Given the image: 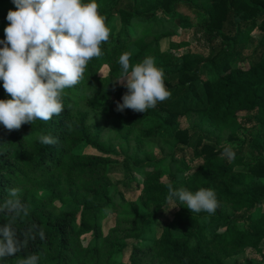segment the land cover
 I'll return each instance as SVG.
<instances>
[{
	"label": "trees",
	"instance_id": "obj_1",
	"mask_svg": "<svg viewBox=\"0 0 264 264\" xmlns=\"http://www.w3.org/2000/svg\"><path fill=\"white\" fill-rule=\"evenodd\" d=\"M95 2L113 28L103 55L64 90L62 113L11 132L0 123V203L20 188L29 215L14 227L30 233L0 264L29 253L39 264H264V182L255 181L264 180V0ZM179 5L202 18L177 36ZM9 9L0 0V40ZM190 45L198 51L176 54ZM130 46L131 63L152 56L167 69L171 97L145 113L116 111L126 92L118 59ZM41 132L58 143L41 145ZM169 183L214 189L215 214L170 208Z\"/></svg>",
	"mask_w": 264,
	"mask_h": 264
},
{
	"label": "clouds",
	"instance_id": "obj_2",
	"mask_svg": "<svg viewBox=\"0 0 264 264\" xmlns=\"http://www.w3.org/2000/svg\"><path fill=\"white\" fill-rule=\"evenodd\" d=\"M16 10L9 9L10 21L0 40V81L11 99L0 100V123L9 132L36 120L49 123L64 110V90L77 85L92 58L103 55L102 42L109 40L106 17L98 13L95 0H11ZM10 45V47H9ZM132 52H122L118 59L119 78L115 81L126 89L116 111L125 109L145 113L158 103L170 99L162 68L155 58L146 56L131 63ZM41 145L58 143L51 134L37 137ZM228 156L234 154L225 149ZM167 199L173 207L182 205L191 213L214 215L219 207L215 190L200 187L191 191L167 185ZM0 203V213L9 219L0 224V261L17 256L26 247L30 233L17 234L14 222L29 215V206L21 199V189L13 187ZM37 234L44 239L42 231ZM31 238H35L34 235ZM40 255L29 253L17 264H39Z\"/></svg>",
	"mask_w": 264,
	"mask_h": 264
},
{
	"label": "rangeland",
	"instance_id": "obj_3",
	"mask_svg": "<svg viewBox=\"0 0 264 264\" xmlns=\"http://www.w3.org/2000/svg\"><path fill=\"white\" fill-rule=\"evenodd\" d=\"M174 14H175L174 15V19H175V22H176L175 23V28H174V34L177 35V36H179L181 29L187 28V27H193V26L198 25V22L202 18V16L199 13L192 12L189 9H187V8L181 6V5H179L175 9ZM108 28H109V30H112L113 22L109 25ZM251 35H252V39L254 41H257L259 39V37L261 36V33L258 32L257 30H255V31L252 32ZM129 51H131L132 54H134L136 52V49L133 46H130L129 47ZM197 51H198V49H197L196 46L190 45V47L178 49L176 54H181V53H184V52H197ZM154 58H155V61H156V66L158 68H162L163 72H166L167 69H164V67H161V66H163L162 62L158 58H156V57H154ZM102 68L97 73L99 76L104 75L106 73L105 67H102ZM244 161H245V163H249L251 161V159L249 157V153H247V152L244 153ZM112 179H113V177H112ZM255 181L257 183H263L264 182L263 179H256ZM257 210H258L257 211L258 214L259 213H264V204H259L257 206ZM204 222H205V220H201L202 224ZM240 227L241 226L238 224V228H240ZM248 253L251 255L250 251H248ZM229 264H232V263H229Z\"/></svg>",
	"mask_w": 264,
	"mask_h": 264
}]
</instances>
